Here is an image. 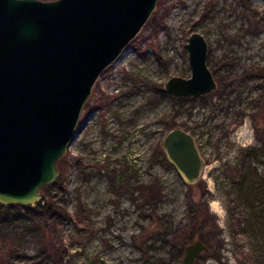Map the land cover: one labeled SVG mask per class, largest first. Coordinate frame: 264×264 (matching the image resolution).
Returning a JSON list of instances; mask_svg holds the SVG:
<instances>
[{
	"label": "rangeland",
	"instance_id": "374dc122",
	"mask_svg": "<svg viewBox=\"0 0 264 264\" xmlns=\"http://www.w3.org/2000/svg\"><path fill=\"white\" fill-rule=\"evenodd\" d=\"M192 32L207 41L217 86L173 98L163 83L190 75ZM263 108L264 0H157L95 80L40 189L51 214L39 224L0 205V264H181L189 242H178L201 222L210 246L193 264H264ZM175 126L204 160L194 184L160 145Z\"/></svg>",
	"mask_w": 264,
	"mask_h": 264
},
{
	"label": "water",
	"instance_id": "95a60500",
	"mask_svg": "<svg viewBox=\"0 0 264 264\" xmlns=\"http://www.w3.org/2000/svg\"><path fill=\"white\" fill-rule=\"evenodd\" d=\"M157 0H0V205L34 206L40 189L58 175L100 72L139 33ZM190 75L163 83L173 98L216 89L207 66L208 44L192 32L183 44ZM160 145L187 184L201 176L204 160L194 136L175 126ZM207 250L199 239L184 246L181 264Z\"/></svg>",
	"mask_w": 264,
	"mask_h": 264
},
{
	"label": "trees",
	"instance_id": "16d2710c",
	"mask_svg": "<svg viewBox=\"0 0 264 264\" xmlns=\"http://www.w3.org/2000/svg\"><path fill=\"white\" fill-rule=\"evenodd\" d=\"M161 18H162V16H161ZM161 18H160V20H162ZM263 110H264V108H263ZM261 123L262 122H258L257 124H255V126L257 127V129H263L264 130V126H262ZM153 189H154V187H152V190ZM151 192H152L151 194L154 193V191H151ZM2 207H5V208H8V207L18 208L19 210H23V211H26V212L32 211L34 213V216L37 218V223H39V224L40 223L42 224V221H43V218H44L45 215L51 214V212H52V210L48 208L49 206H46V205L44 206V205H42L40 203H37L34 206H22V205H18V204H13V205H6V206H2ZM204 226H206V225L203 222H201V223L198 224V226L196 227L195 230H194L193 227L189 228L188 231H185L184 236L182 238V241L178 242V244H181V246H182L184 243L191 242L194 239H199V240H201L202 242H204L207 245V249H208L209 246H210V240L207 237V235H205L203 233L202 229H203Z\"/></svg>",
	"mask_w": 264,
	"mask_h": 264
},
{
	"label": "bare ground",
	"instance_id": "6f19581e",
	"mask_svg": "<svg viewBox=\"0 0 264 264\" xmlns=\"http://www.w3.org/2000/svg\"><path fill=\"white\" fill-rule=\"evenodd\" d=\"M116 61H117V60H116ZM116 61H115V62H116Z\"/></svg>",
	"mask_w": 264,
	"mask_h": 264
}]
</instances>
